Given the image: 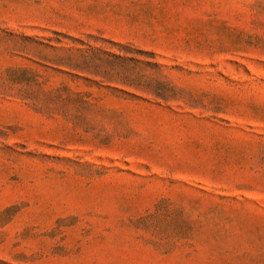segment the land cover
<instances>
[{"label":"rangeland","instance_id":"rangeland-1","mask_svg":"<svg viewBox=\"0 0 264 264\" xmlns=\"http://www.w3.org/2000/svg\"><path fill=\"white\" fill-rule=\"evenodd\" d=\"M0 264H264V0H0Z\"/></svg>","mask_w":264,"mask_h":264}]
</instances>
